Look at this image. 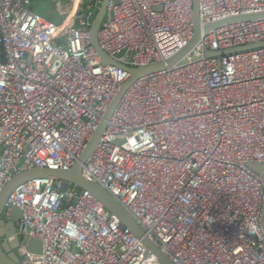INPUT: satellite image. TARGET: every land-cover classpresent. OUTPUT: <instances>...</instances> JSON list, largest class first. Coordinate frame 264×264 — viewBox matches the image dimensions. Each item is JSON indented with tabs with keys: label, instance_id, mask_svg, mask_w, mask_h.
<instances>
[{
	"label": "built area",
	"instance_id": "obj_1",
	"mask_svg": "<svg viewBox=\"0 0 264 264\" xmlns=\"http://www.w3.org/2000/svg\"><path fill=\"white\" fill-rule=\"evenodd\" d=\"M103 0L60 6L0 0V190L33 167L71 169L129 76L103 64L91 41ZM264 11V0H200L203 25ZM194 32L193 0H109L98 39L128 66L165 59ZM264 18L206 36L172 67L138 78L82 167L174 264H264ZM25 264H162L89 190L49 177L8 196Z\"/></svg>",
	"mask_w": 264,
	"mask_h": 264
},
{
	"label": "water",
	"instance_id": "obj_2",
	"mask_svg": "<svg viewBox=\"0 0 264 264\" xmlns=\"http://www.w3.org/2000/svg\"><path fill=\"white\" fill-rule=\"evenodd\" d=\"M114 3H118L119 0H113ZM109 0H103L99 10L97 11L91 25V41L95 46L96 51L101 57L103 64H113L122 67L130 74L127 81L124 82L117 96L111 103L109 109L101 120L95 133L88 141L79 161L69 170L51 169L33 167L25 170L15 176H13L5 186L0 190V264H25V259L19 255L18 248L21 242H26L28 249L35 253L42 252V240L40 238L28 237L27 235L21 236L17 231L16 219L21 218L23 211L18 207H13L10 211V217L6 218L3 215L6 200L8 196L13 192L21 183L26 182L35 177H49L55 180H61L63 187L68 184H72L75 187L89 190L94 196H96L103 205L114 214L121 222L123 226L131 229V231L140 238L149 252L154 253L162 264H174L171 258L156 245L146 234L142 226L135 220V218L125 209V207L104 187L91 179L85 177L82 173V167L92 150L94 149L99 137L104 131L108 120L111 118L114 110L118 106L121 98L127 89L132 85L134 81L145 75L158 72L166 69L167 67L174 66L184 59L196 46L202 37L203 33H208L211 30L223 26L225 24L240 21L249 20L255 18H264V11L258 13H247L236 16L227 17L219 21L211 22L203 25L199 16V0H193V14H194V32L191 39L180 49L173 54L169 55L163 60L153 62L147 65L141 66H128L117 59L110 56L100 45L98 34L101 27V22L106 14V8ZM264 45V41L242 45L239 47L222 49V50H208L206 54L208 56L224 55L240 50H248ZM249 166L256 172H260L264 176V165L260 162L250 163ZM264 216V207H263Z\"/></svg>",
	"mask_w": 264,
	"mask_h": 264
},
{
	"label": "rangeland",
	"instance_id": "obj_3",
	"mask_svg": "<svg viewBox=\"0 0 264 264\" xmlns=\"http://www.w3.org/2000/svg\"><path fill=\"white\" fill-rule=\"evenodd\" d=\"M66 1H72L75 3V6L71 10L73 14H76L77 12V4H80L81 9H83L85 5V0H32L30 7L49 19L59 21L61 18L60 6ZM19 255L22 259L24 258L23 255Z\"/></svg>",
	"mask_w": 264,
	"mask_h": 264
},
{
	"label": "bare ground",
	"instance_id": "obj_4",
	"mask_svg": "<svg viewBox=\"0 0 264 264\" xmlns=\"http://www.w3.org/2000/svg\"><path fill=\"white\" fill-rule=\"evenodd\" d=\"M199 10H200V0H199ZM199 16H200V11H199ZM232 16H236V15H232ZM228 17H231V16H228ZM193 18H194V14H193ZM226 18H227V17H226ZM224 19H225V18H224ZM240 21H242V20H240ZM240 21H235V22H240ZM231 23H234V22H231ZM231 23H228V24H231ZM228 24H225V25L220 26V27H218V28L224 27V26H226V25H228ZM218 28H215V29L211 30V31L208 32L207 34L211 33L212 31H214V30H216V29H218ZM207 34H206V33H203L202 36H204V35L206 36ZM201 38H202V37H201ZM190 39H191V38H190ZM200 40H201V39H200ZM200 40H199V41H200ZM198 43H199V42H198ZM198 43H197V44H198ZM197 44H196V45H197ZM238 47H239V46H238ZM240 51H243V50H240ZM237 52H239V51H237ZM185 58H186V57H185ZM185 58L182 59L179 63L183 62V61L185 60ZM177 64H178V63H177ZM175 65H176V64H175ZM170 67H172V66H170ZM167 68H168V67H167ZM129 76H130V74H129ZM129 76H128V78H129ZM128 78L126 79V81L128 80ZM134 82H135V81H134ZM134 82H133V83H134ZM133 83H132V84H133ZM71 185H72V184H71Z\"/></svg>",
	"mask_w": 264,
	"mask_h": 264
}]
</instances>
